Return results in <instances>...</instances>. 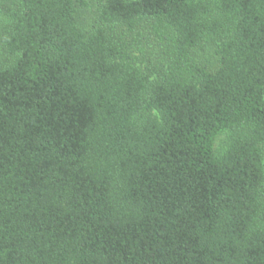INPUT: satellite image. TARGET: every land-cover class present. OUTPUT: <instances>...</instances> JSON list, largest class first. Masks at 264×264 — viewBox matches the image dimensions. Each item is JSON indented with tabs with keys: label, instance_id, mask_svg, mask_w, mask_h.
<instances>
[{
	"label": "trees",
	"instance_id": "1",
	"mask_svg": "<svg viewBox=\"0 0 264 264\" xmlns=\"http://www.w3.org/2000/svg\"><path fill=\"white\" fill-rule=\"evenodd\" d=\"M0 264H264V0H0Z\"/></svg>",
	"mask_w": 264,
	"mask_h": 264
},
{
	"label": "rangeland",
	"instance_id": "2",
	"mask_svg": "<svg viewBox=\"0 0 264 264\" xmlns=\"http://www.w3.org/2000/svg\"><path fill=\"white\" fill-rule=\"evenodd\" d=\"M197 55H198V61L202 63H211L214 61V58H212L211 56V52H208L204 49L198 50Z\"/></svg>",
	"mask_w": 264,
	"mask_h": 264
}]
</instances>
